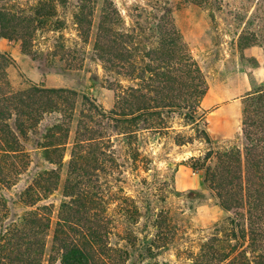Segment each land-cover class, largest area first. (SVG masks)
<instances>
[{
  "label": "trees",
  "instance_id": "16d2710c",
  "mask_svg": "<svg viewBox=\"0 0 264 264\" xmlns=\"http://www.w3.org/2000/svg\"><path fill=\"white\" fill-rule=\"evenodd\" d=\"M56 1L44 0L31 11L20 13L1 7L0 39L21 42L24 49L23 43L29 36L26 30H30L27 25L31 24V35L39 27L53 26L49 21L53 17L50 11ZM82 2L90 3V0ZM95 18L99 23L94 47L105 71L135 82L132 86H124L122 81L109 83L117 95L111 119L121 129L118 135L133 153L138 151L135 142L141 132L177 133L172 118H181L187 126H207V113L201 104L209 85L183 33L176 27L173 14L152 17L151 36H146L144 27L138 24L128 33L115 31L114 24L120 23L121 15L113 8L103 9L99 15L86 7L81 9L75 15L76 25L81 27L79 31L88 36L91 28L85 27L92 26ZM257 36H240L239 47L250 48ZM153 39L156 45L144 47L149 62L135 57L138 47ZM70 56V53L65 55L67 60ZM0 65L6 68L0 75V264H43L49 247L46 240L50 237L51 255L60 264H112L117 258L128 256L129 250L152 254V246L132 233L124 235L123 247L109 243L115 227L109 207L105 206L108 203L94 185V171L99 157L110 146L99 143L101 137L96 126L83 113L77 121L74 140L68 141L70 128L65 124L73 122L71 97L76 93L32 85L7 55L0 54ZM244 100V148L210 149L203 158L194 159L193 170L203 171L206 190H193L190 197L200 202L216 200L230 215L223 230L216 229L200 244L193 264H264V89L247 94ZM44 116L54 119L53 123L39 128L38 132L37 125ZM197 133L199 139L213 144L206 129ZM34 134L41 136L37 149L44 150L46 160L60 168L67 145H72L62 188L63 200L53 217L52 205L43 202L59 189L62 169L39 172L31 188L19 197L31 193V206L28 209L27 205L22 215L11 218L12 203L2 191L14 186L27 169L29 157L24 142ZM176 138L177 145L193 141L190 137L186 141L180 133ZM125 202L129 203L132 215L137 216L139 210L133 199ZM157 238L164 241L166 235L159 234ZM55 257H50L49 264H53Z\"/></svg>",
  "mask_w": 264,
  "mask_h": 264
},
{
  "label": "rangeland",
  "instance_id": "374dc122",
  "mask_svg": "<svg viewBox=\"0 0 264 264\" xmlns=\"http://www.w3.org/2000/svg\"><path fill=\"white\" fill-rule=\"evenodd\" d=\"M41 1L44 0H0V8H12L20 13L31 11ZM52 7L53 17L49 21L53 26L37 27L38 30L31 35V24L27 25L30 30H26L29 36L23 43L24 49H21V42L0 39V54L14 61L19 73L32 85L76 93L71 97L75 111L73 122L65 124L70 128L69 142L75 138L77 121L83 113L89 115L92 125L96 126V133L101 137L99 143L105 142L110 146L99 157L94 171V185L102 192L104 202L108 203L105 206L109 207V216L115 227L109 243L113 247H123L124 235L132 233L152 246L150 255L129 250L128 256L117 258L112 264H193L200 244L216 229L223 230L230 215L220 208L216 200L200 202L190 197L193 190H206L203 171L193 170L194 159L203 158L210 149L242 150L246 145L243 134L244 99L247 94L264 89V73L255 74L259 65L264 66V0H90V3L58 0ZM84 7L97 15L106 8L110 11L116 9L121 19L120 23L115 22V31L128 33L138 24L144 27L146 36L152 35L149 31L150 23H154L152 17L173 14L176 27L183 33L193 59L201 66L209 85L201 104L207 113L206 127L187 126L179 117L171 119L177 133L186 141L188 137L193 138L191 143L177 145L176 132L144 131L138 134L135 142L137 153L129 149L127 142L118 135L121 129H117L111 119L117 95L109 83L122 81L124 86H132L135 82L105 71L94 47L99 20L95 18L92 26L85 27L87 30L91 28L88 36L76 25L75 15ZM253 34L258 35L256 42H251L253 46L241 49L240 36ZM152 45H156L155 39L142 43L135 57L149 62L144 47ZM67 53L71 55L68 60L65 57ZM5 70L0 65V75ZM53 120L44 116L37 125L38 132L39 128L51 125ZM203 129L212 138V145L198 138L197 131ZM40 141L41 136L34 134L24 142L29 157L28 167L14 186L2 191L12 203L11 218L22 215L27 205L29 209L31 193L24 198L19 197L31 188L37 174L45 170L62 169L59 189L43 203L52 205L53 217H56L62 203V188L72 145H67L64 164L60 168L46 160L44 150L37 149ZM125 199H133L139 210L137 216L132 215ZM161 223L163 226L159 229L158 224ZM159 234L166 235V239L159 240ZM46 242L49 247L43 264H49L50 257H55L51 255V237ZM53 264H60L57 257Z\"/></svg>",
  "mask_w": 264,
  "mask_h": 264
},
{
  "label": "crops",
  "instance_id": "0c3cea01",
  "mask_svg": "<svg viewBox=\"0 0 264 264\" xmlns=\"http://www.w3.org/2000/svg\"><path fill=\"white\" fill-rule=\"evenodd\" d=\"M259 73H264V66L261 64L259 65L256 70H255V74H259Z\"/></svg>",
  "mask_w": 264,
  "mask_h": 264
}]
</instances>
